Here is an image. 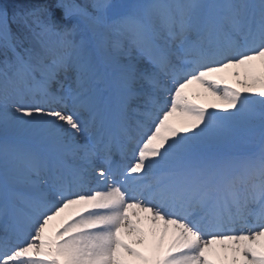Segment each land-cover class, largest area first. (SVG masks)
I'll return each mask as SVG.
<instances>
[{
    "label": "snow or ice",
    "instance_id": "6c2138e0",
    "mask_svg": "<svg viewBox=\"0 0 264 264\" xmlns=\"http://www.w3.org/2000/svg\"><path fill=\"white\" fill-rule=\"evenodd\" d=\"M0 264H264V0H0Z\"/></svg>",
    "mask_w": 264,
    "mask_h": 264
},
{
    "label": "bare ground",
    "instance_id": "6f19581e",
    "mask_svg": "<svg viewBox=\"0 0 264 264\" xmlns=\"http://www.w3.org/2000/svg\"><path fill=\"white\" fill-rule=\"evenodd\" d=\"M232 71H235V69H230L229 73ZM229 83H232L235 86V78L229 75L228 77ZM188 95L190 98H194L196 103L202 104L203 106L207 107L210 103H216L220 104L221 101H219L216 97L212 96L209 92H206L203 88H201L199 85H192L187 90ZM41 99V96L38 92H23L22 95L15 97V101L17 103H23L24 105H30L34 103L35 101H39ZM55 107H63L62 105H53ZM10 113L13 117H19V120L28 121L31 118L25 115H21L18 113H15L14 109H10ZM177 125H180L186 118L181 117L179 113L174 114V116L171 118ZM30 125L27 124H19L18 121H13V127L11 129L12 134L17 138L18 142L23 144H27L30 142V136L28 134V129L30 128ZM117 158V161L120 159V156L117 155L115 159ZM92 187H95V182L91 185ZM80 206H74L73 209L67 210L65 213L61 214V217H58L54 219L50 223V229H55L59 227L61 221L63 219H68L72 212H74L76 209H78ZM141 217L146 216V213H141ZM144 227L146 230L151 227V225L145 220L144 221ZM129 241L134 239V237H128ZM167 245V240L165 241V246ZM135 246V245H134ZM140 248V250H144L143 246H137Z\"/></svg>",
    "mask_w": 264,
    "mask_h": 264
},
{
    "label": "trees",
    "instance_id": "16d2710c",
    "mask_svg": "<svg viewBox=\"0 0 264 264\" xmlns=\"http://www.w3.org/2000/svg\"><path fill=\"white\" fill-rule=\"evenodd\" d=\"M79 2V0H78ZM4 3L11 5V4H18L20 3V0H4Z\"/></svg>",
    "mask_w": 264,
    "mask_h": 264
},
{
    "label": "rangeland",
    "instance_id": "374dc122",
    "mask_svg": "<svg viewBox=\"0 0 264 264\" xmlns=\"http://www.w3.org/2000/svg\"><path fill=\"white\" fill-rule=\"evenodd\" d=\"M63 106V105H62Z\"/></svg>",
    "mask_w": 264,
    "mask_h": 264
}]
</instances>
